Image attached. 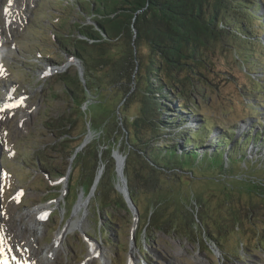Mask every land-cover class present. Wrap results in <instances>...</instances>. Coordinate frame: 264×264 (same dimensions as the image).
<instances>
[{
	"label": "rangeland",
	"instance_id": "374dc122",
	"mask_svg": "<svg viewBox=\"0 0 264 264\" xmlns=\"http://www.w3.org/2000/svg\"><path fill=\"white\" fill-rule=\"evenodd\" d=\"M61 1L67 5L66 0ZM258 1V14L264 16V0ZM59 7L57 0H0V39L5 42L7 63L0 104L9 103L5 97L22 98L17 108L5 107L3 111L0 106V231L13 243L23 233L19 239L26 242L24 246L28 244L26 251H33L36 260L45 258L52 264H264V170L260 167L264 165L263 29L255 40L249 38L255 43L253 47L240 49L238 46L247 40L240 43L232 38L216 48L208 77L218 91L210 90L194 104L211 121L209 136L203 138L204 149L213 150L223 134L233 138L234 144L240 140L244 147L237 157H231L230 173L217 168L198 174L188 168L189 173L174 178L182 180L176 189L185 190L187 201L181 203L189 204L186 208L178 200L169 204L160 193L166 189L159 192L142 182L148 173L141 165V156L125 143L118 150L122 134L111 139L117 125H127L125 130L133 137L131 121L141 104V85L129 101L122 102L124 90L117 91L98 70L91 76L94 83L86 82L91 92L81 93L75 102L65 91L66 95L61 94L63 83L58 77L67 73V83L78 74L84 79V66L64 52L53 36L60 26L55 10L62 11ZM74 21L71 18L69 23ZM57 53H63L61 61L55 58ZM122 53L123 49L115 46L108 57L115 62ZM139 57L144 63L150 59L145 43ZM12 71L14 78L10 75L7 80ZM10 89L15 91L12 95ZM69 111L77 141L85 136L90 144V161L84 173L78 168L73 171V181L46 176L40 169L46 165L41 158L60 171L68 163L65 157L69 150L64 147L59 152L48 123ZM188 116L184 122L195 134L201 119ZM180 140L177 143L182 144ZM232 143L226 146L227 153ZM100 146L105 157L115 160V152L125 157L123 177L140 212L129 206L121 191L117 161L115 170L112 162L107 168L98 167L94 153ZM97 169L95 180L102 175L93 190L91 182ZM220 172L222 177L217 176ZM42 206H48L49 211L41 220L36 209ZM128 208L131 211L126 212ZM107 215H114L113 223ZM197 216L203 225L195 229L193 218ZM79 220H84L83 226L71 227ZM58 236L61 242L55 247ZM55 250L56 255L49 258L47 252Z\"/></svg>",
	"mask_w": 264,
	"mask_h": 264
},
{
	"label": "trees",
	"instance_id": "16d2710c",
	"mask_svg": "<svg viewBox=\"0 0 264 264\" xmlns=\"http://www.w3.org/2000/svg\"><path fill=\"white\" fill-rule=\"evenodd\" d=\"M57 2L62 11L55 9L60 16V26L56 27V35L53 36L64 52L84 66V79L78 74L67 83V73L58 77L63 83L61 94L66 95V92L75 102L82 97L81 93L87 92L86 82L94 83L91 76H95V71L98 70L104 73L102 76L107 77L117 91L124 90L122 102L129 101L141 85V104L131 121L133 137L125 130L127 125H117L111 139L117 133L122 134L118 150L125 143L130 150L141 156V165L148 173L142 181L145 185H152L159 192L161 188L166 189L160 193L168 198L169 204H174L176 200L179 203L187 201L184 198L185 190L176 189L182 180L175 181L174 178L189 173L188 168L194 169L198 174H208L210 170L217 171V168L230 173L231 157H237L244 144L240 140L234 144L233 138L223 134L214 142L216 145L213 150H205L204 143L209 136L207 132L211 121L194 104L198 97L203 98L210 90L218 91V86L208 77L213 70L212 59L218 45L228 44L232 38L240 40V43L247 40L243 46H238L240 49L255 45L249 38L255 40L260 31H264V16L258 14V2L261 4V1L66 0L67 5H63L61 0ZM71 18L75 20L73 23H69ZM82 20L92 24L83 23ZM52 26L55 27L54 23ZM70 28L74 30L69 31ZM143 43L147 45L150 55L145 63L139 57ZM115 46H120L123 53L112 62L108 54ZM261 48L264 51L262 44ZM57 54L55 58L61 61L63 53ZM49 62L54 63L53 59H49ZM187 104H190L189 107ZM255 111L258 113L257 109ZM187 115H190V119H201L195 134L189 132L188 123L184 122ZM48 126L51 135L57 138L59 152L62 153L64 147L69 150L65 157L68 163L60 171L50 165V161L41 158L46 161V165L40 166V169L46 176H68L73 181V171L78 168L80 173H84L86 164L90 161L87 158L90 144L80 149L85 136H82L80 142L77 141V136L72 132L74 124L71 111L49 122ZM179 133L182 135H178ZM179 139L183 141L182 144L177 143ZM231 143L232 148L227 153L226 146ZM100 147L101 150L94 153L98 167L107 168V164L112 162L115 170V160L110 155L105 157L106 151L103 146ZM240 157L254 164L253 161ZM260 167L264 170V165L261 164ZM97 172L98 169L92 179V186ZM104 174L106 175L105 172ZM217 176L222 177V173ZM140 177L139 175L138 178ZM132 193L135 192L131 190ZM130 197L140 212L134 201L135 196ZM182 205H186V208L189 206ZM129 211V208L126 209V212ZM106 217L109 223L115 220L114 215ZM153 217L154 214L151 215V220ZM193 221L195 229H198V224L203 225L199 216L193 218Z\"/></svg>",
	"mask_w": 264,
	"mask_h": 264
},
{
	"label": "bare ground",
	"instance_id": "6f19581e",
	"mask_svg": "<svg viewBox=\"0 0 264 264\" xmlns=\"http://www.w3.org/2000/svg\"><path fill=\"white\" fill-rule=\"evenodd\" d=\"M5 107H6V104L5 103H2L1 104V108H3V111H4V109H5ZM118 156H120V158H119V161H118V172H119V170H120V172H119V174L122 176L123 175V171H124V160L123 159H125V157H123V156H121V155H119V153H118ZM102 174V173H101ZM101 174H99V180H98V182H97V185L99 184V181H100V177H101ZM123 177V176H122ZM123 185V184H122ZM122 190H126V186H125V189H124V185L122 186ZM95 190V189H94ZM80 208L81 207H78L77 208V211H79L80 210ZM49 211V209H48V206H42V207H38L37 209H36V214L38 215V217H40V219L42 218L43 219V217L46 215V213ZM76 213V212H75ZM41 219V220H42ZM8 223H10V222H8ZM83 224H84V220H79V221H77L75 224H73V225H71V227H80V226H83ZM7 226H10V225H7ZM6 229V228H5ZM74 229V228H73ZM68 230H69V228H68ZM2 232V234H3V236L8 240V248H6L7 250H9V251H18L20 254H22V253H25V255H24V257L26 258V257H33V259L34 260H36L35 258H34V252L32 251V252H27L26 251V248H29V246H27V245H25L24 246V244H26V242H24L23 240H20L19 238L21 237V236H23L24 234L22 233V234H19L17 237H19V238H16V241L13 243V242H11L9 239H8V234L7 233H5V231H1ZM22 239V238H21ZM27 239V238H26ZM61 242V237L60 236H58L57 238H56V241H55V247H57V245L59 244ZM28 243V242H27ZM31 245H32V243H30ZM10 246V247H9ZM22 246H24V248H22ZM32 246H34V245H32ZM0 247H2V246H0ZM2 248H5V247H2ZM33 249V248H32ZM30 250V249H29ZM47 251V250H46ZM50 251V250H49ZM49 251L47 252V255H48V257L50 258V257H54L55 255H56V250L52 253V254H49ZM26 254H27V256H26ZM44 258V257H43ZM35 264H52L48 259H40V260H36V263Z\"/></svg>",
	"mask_w": 264,
	"mask_h": 264
},
{
	"label": "water",
	"instance_id": "95a60500",
	"mask_svg": "<svg viewBox=\"0 0 264 264\" xmlns=\"http://www.w3.org/2000/svg\"><path fill=\"white\" fill-rule=\"evenodd\" d=\"M86 138H87V137H86ZM86 138H85V140H84L82 146L80 147V149H82L83 147H85V146L87 145L88 140H87ZM114 158H115V160L117 161V169H118V161H119V158H120V156H118V152H115V153H114ZM118 173H119V172H118ZM123 175H124V173H123ZM123 175H122V176H123ZM119 176L121 177L120 174H119ZM66 179H68V177H66ZM98 180H99V178L97 177V179L95 180L94 185H93V190L96 188V184H97ZM121 180H122V183H123L124 187H125V186L127 187L125 178H124V177H121ZM121 191L124 192L125 199H126L127 203L129 204V206H130L132 209L137 210V209L135 208L133 202H132L131 197L129 196V191H128V189L126 188V190H121ZM136 214H137V211H136Z\"/></svg>",
	"mask_w": 264,
	"mask_h": 264
},
{
	"label": "snow or ice",
	"instance_id": "6c2138e0",
	"mask_svg": "<svg viewBox=\"0 0 264 264\" xmlns=\"http://www.w3.org/2000/svg\"><path fill=\"white\" fill-rule=\"evenodd\" d=\"M5 264H7V262H5Z\"/></svg>",
	"mask_w": 264,
	"mask_h": 264
}]
</instances>
